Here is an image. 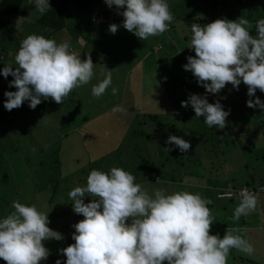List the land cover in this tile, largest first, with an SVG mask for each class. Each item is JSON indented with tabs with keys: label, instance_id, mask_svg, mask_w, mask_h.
Wrapping results in <instances>:
<instances>
[{
	"label": "clouds",
	"instance_id": "1",
	"mask_svg": "<svg viewBox=\"0 0 264 264\" xmlns=\"http://www.w3.org/2000/svg\"><path fill=\"white\" fill-rule=\"evenodd\" d=\"M27 2L41 16L51 9L49 0ZM105 3L109 8L115 6L123 16V27L142 41L165 33L175 19L168 0ZM119 27L110 24L109 31L115 34ZM252 28L243 15L236 20L217 18L203 25L192 23L188 48L195 55L187 57L183 68L191 71L206 94H219L227 84L238 90L243 82L250 97L247 106L264 111V101L258 96L251 99L257 90L264 92V19L255 22V35L250 33ZM14 61L2 69L5 78H14L9 87L16 88L4 93V107L9 111L25 101L31 109L49 98L62 104L73 90L88 85L95 75L90 55L81 59L69 40L58 42L41 34L26 36ZM101 75L103 79L91 88L97 99L112 85L111 71L102 68ZM111 93L117 95L118 88L112 87ZM189 105L209 127L225 128L231 110L226 111L220 100L209 103L206 95L193 93L181 101L182 107ZM112 112L123 113L125 109L115 106ZM165 143L178 147L182 153L191 148L190 141L172 134ZM86 196L92 198L88 203ZM68 197L74 213L83 219L73 225L75 242L59 250L66 257L64 264H228L232 249L249 257L256 251L241 235L244 229L238 226L228 227L223 237L210 234L216 221L209 208L213 201L201 193H167L162 188L149 193L130 171L121 167H112L108 172L91 170L86 185L72 188ZM259 203V193L244 188L239 193L233 222L254 212L264 219ZM12 208L0 219V259L6 264H40L47 260L50 250L43 242L64 239L61 232L48 226L49 212L17 200L12 202ZM55 264H61V260Z\"/></svg>",
	"mask_w": 264,
	"mask_h": 264
},
{
	"label": "rangeland",
	"instance_id": "2",
	"mask_svg": "<svg viewBox=\"0 0 264 264\" xmlns=\"http://www.w3.org/2000/svg\"><path fill=\"white\" fill-rule=\"evenodd\" d=\"M168 3L172 13L174 8H178L180 11H185L187 15L195 14V12L199 13L209 6L206 0H168ZM23 4L28 5L27 0H23ZM103 4H105V0ZM32 6L28 5L31 14L27 16V19L11 15L8 23H11V19L13 20L12 24L17 21L12 29V36L6 39L0 37L1 42L7 43L4 49L11 53L10 61L15 57L21 41L34 32L35 21L33 18L38 16L39 13L35 12L34 8L32 10ZM229 9L230 7L226 9L227 13L230 11ZM95 11L93 8L87 9L83 16L74 17L77 26L76 29L72 28L70 30V35L66 32L68 30L64 29L61 34L49 37L55 38L58 42L65 39L69 40L74 52H84L81 59L91 56L95 64V75L92 81L88 85L73 90L69 98L62 104H57L49 98L50 101L42 100L35 109L30 111L29 105H25L28 101H25L24 111L14 117V119L21 122L37 121V126H35L36 124L30 125L33 128L29 132L41 144V147H45L42 161L37 160L34 164L37 149L35 151L30 150L29 146L25 144H13L14 148L7 153L3 149L0 151L3 156L0 171L8 172V176H0V200H7L4 209L10 201L13 202L14 200L36 204L39 209H47L50 212L48 214L50 221L48 226L61 232L64 236V239L60 241L51 239L43 242L45 247L50 250V254L47 260L41 261L40 264H55L57 259L61 260V264L66 261V257L59 250L75 242L72 239V233L75 232L73 225L83 219L82 215L74 213L68 192L76 186L86 185L87 180L81 181V179H84L87 170H90L91 163L103 167L109 166V170L112 167H122L138 179L139 174L142 172L140 159L148 156L152 158L153 153L157 159L158 148L163 145L161 155H167L170 158L169 164L171 167L174 168V165L179 163L182 166V169L179 167L181 175L186 179H189L190 176L195 179L199 177L200 172H203V175L207 173L204 164L196 162L197 152L199 157L208 156L209 160L216 158L213 157L214 154L210 147L221 145L219 144V138L222 137L224 132L223 129L214 127L218 136L205 141L204 138H208L210 128L204 130V132L201 131L200 134L195 130L198 126L207 124L204 122L203 117L195 116L191 105L184 108L180 103L179 110L177 107L174 108L172 104L170 105V107H173L172 109L167 105L169 100H167L163 89L166 84H169V81H171V84H176L178 88L180 87L182 91L184 88L192 86L190 85L192 81L185 82L184 62L175 58V55H182L191 39V36L188 38L180 37L177 31L178 24L181 26L186 24L182 18L179 19L174 16L172 29L142 41L123 27H119L118 31L112 34L109 31L110 24H93L89 22L91 13ZM186 27L187 25L184 28L185 31H187ZM13 54L15 55L13 56ZM172 59L176 61L174 64H171ZM13 68H15V65H13ZM102 68L105 72H112V85L103 96L97 99L92 96L91 88L103 79L101 75ZM174 73H177L178 81L169 79L175 78ZM0 79L6 81L8 77L5 78L0 75ZM226 86H231V84ZM112 87L118 88V94L115 96L111 93ZM226 91L227 96L230 98L239 99L237 106L243 111H236V114L242 113L241 116L248 115L249 117L240 118V116H235L231 120H235L234 123H237L235 127L240 131H238L239 136L234 138L235 141L229 138L228 134L224 136L221 148L225 152L231 151L225 153L224 164L219 158V168H210L209 174L211 171H216L215 175L218 178L225 180L228 178L230 183L234 180L235 184L238 185L245 183L248 179L251 180V177L264 182V148L262 147L264 124L253 123L258 122L259 119L262 120L264 113L259 110L257 114L254 113L255 115L251 116V109L246 103L250 99L247 95V88L244 90L239 88L238 92L237 90H232L230 93L228 90ZM144 94L146 99H143ZM198 94L208 95L205 91H198ZM256 96L264 101V92L257 90L255 96L251 99H255ZM162 102L166 103L163 104ZM115 106L123 107L125 112L113 113L112 109ZM258 109L257 107L252 110ZM247 110L248 112H245ZM44 111H47V113L43 114ZM153 112L157 113V120L151 119L149 113ZM38 114H41L39 120L36 118ZM258 114L259 117H257ZM183 116L185 118H182ZM143 118H145L143 123H140ZM48 119L50 120L45 125L46 132L42 134L43 137L41 138L42 123ZM156 121H160L161 124L159 125ZM225 128L231 129L227 125ZM229 131L231 132L233 129ZM153 133L156 134L154 139L150 135ZM170 134L190 141L191 148L186 153H182L178 147L166 144L165 142ZM157 136L161 139L158 143ZM7 138L8 136L0 137L1 140ZM15 138L22 141L21 137ZM261 138L262 141H260ZM146 140L148 144L144 145L143 143ZM249 140H254L256 145L253 146V150L246 152L243 143L249 142ZM134 141L138 145L135 151L133 148ZM202 142H206V145L202 146L200 144ZM234 143L236 145L233 147ZM21 146L24 147L20 148ZM3 148L7 149L9 147L7 145ZM166 148L171 149V151ZM241 149L244 151H240ZM103 154L104 157H101ZM231 156L233 157L231 158ZM152 159L154 160V158ZM17 160H25L30 164L24 163L23 167L18 168V164H15ZM245 161L247 162V168L243 164L240 165ZM111 163L116 165H111ZM179 177V175H175L176 179H179ZM170 182V185H175L171 188L172 190L165 186L168 183L159 179L152 180V184L150 182L145 183L142 187L151 193L153 191H149V186L154 184L152 186L153 190L154 188H162L166 189V192L171 190L169 193L187 190L193 193L199 192L204 197L205 190L209 191L210 189L212 191L214 189L211 186L204 185L205 183H196V181L190 183L186 182L185 179L184 181ZM214 194L210 195L213 197ZM263 197L264 194L260 198ZM84 200L85 203H88L91 201V197L86 196ZM234 200L235 203L227 200L226 204L224 202L220 203L222 200H214V205L209 207L217 218V221L211 227L210 234H219L223 237L228 227L238 226L243 228L244 232L241 235L253 244L256 250L255 254L249 257L232 249L228 264H257L258 261L263 264L264 219L261 218L259 212H254L248 217H241L235 223L232 222L231 216L229 219L231 224L226 223V219L230 217V214L234 212L239 203L238 198ZM259 201L260 207L263 201ZM12 211L11 206L10 213ZM59 214L62 217L61 220L55 219ZM242 219H245V221H242ZM217 222H224L225 224H217ZM232 254L235 257L232 258Z\"/></svg>",
	"mask_w": 264,
	"mask_h": 264
},
{
	"label": "trees",
	"instance_id": "3",
	"mask_svg": "<svg viewBox=\"0 0 264 264\" xmlns=\"http://www.w3.org/2000/svg\"><path fill=\"white\" fill-rule=\"evenodd\" d=\"M206 1H207V5L209 4V6L199 13L195 12V14L185 16L182 13L177 14L178 13L177 11L175 12L176 13L175 15L178 16L179 19L182 18L184 23L186 22V24L183 26L178 24L179 26H178L177 31L180 34V37L188 38L189 36H191V24L192 23H199V24L203 25V24H207L209 22H212L217 18H227L229 20H236L238 17H240L242 15L246 19H248L250 21V23H252L253 28L250 30V33L252 35H255L256 34L255 22L258 19H264V0H206ZM103 2H104V0H50L51 9L49 11H47L44 15H42V16L40 15L35 20V25H34V29H33L34 32L32 34L41 33V35H44L46 38H49L50 36L61 34L63 32V30L65 29V30H68L66 32H68L70 35L71 34L70 30L72 28L76 29L75 27L77 26V22L75 21L74 17L83 16L84 13L86 12V10L91 9V8H93V10L94 9L96 10L95 12L91 13V15L89 17V22H91L93 24L95 22H93L91 20L92 15H95L98 12H102L104 15L111 16V17L119 16L115 6H113L112 8H109L107 6V4L106 3L103 4ZM229 7H230V9H229L230 11L227 13L226 9ZM121 11H122V9H121ZM28 14H29V7H28V5L23 4V0H0V35H1L0 37H3L4 39H6V38H9L12 36V29L14 27V24H16L17 21H15V23H13V24L8 23L9 17L11 15H14L17 17L18 15L27 16ZM186 25H187V27H186L187 31H185V29H184ZM121 27H123V26H121ZM170 29H172V23L169 25L168 30H170ZM65 40H67V39H65ZM6 44H7L6 42L4 43V42H1V40H0V75H2V69H3L4 65L11 60V57H10L11 53L10 52L8 53V51H6L4 49ZM188 49L189 48L187 46V49H185L183 51L182 55H179V56L175 55V58L183 61L184 64H186L187 63V57L189 55H192V56L195 55V52L193 49H191L190 53H187ZM14 55L15 54H13V56ZM12 61H13V59H12ZM175 62L176 61H174L172 59L171 64H174ZM172 72L173 71L171 70V73ZM184 76L186 79L185 82L192 81V83L190 84L192 86H190L186 89L184 88L185 90L183 89V91H182V90H180V87L178 88L176 86V84L175 85H174V83L171 84V81H169V84L165 83L166 85L164 86V89H163V91L165 92V95L167 97V100H169V101H167V103H168L167 105L170 107V105L172 104L173 107L174 108L177 107L178 110L180 108L179 104L181 103V101L183 99H187L190 94H193V93L198 94V91H205L204 87L197 83L196 78L193 76L191 71H186ZM174 77L175 78H169V79H175L176 81L179 80V77H177V73H174ZM180 77H182V76H180ZM2 84H5L7 86L9 83L7 81H0V85H2ZM239 88L244 90L245 88H247V86L244 85L243 82H241V84L239 85ZM226 90H227V88L225 86V88L222 89L219 94H208V95H206L209 103H214L216 100H220L221 104L223 105V107L226 111L229 109L231 110L229 116L227 117V123L226 124L228 125V124L234 123L235 120L234 121H231V120L235 116H240V118L241 117H244V118L249 117L248 115L247 116L246 115L241 116L242 113L236 114V111H238V112L243 111V110H240V107L237 106L239 99L238 98L232 99L229 96H227ZM232 90H236V89L231 88L230 90H228L229 93ZM1 92H2V90L0 89V93ZM237 92H238V90H237ZM143 99H146L145 94L143 95ZM5 100L6 99L0 100V120H3L7 115H12V113H13V111L9 112V110H7L4 107V101ZM162 103L165 104L166 102H162ZM239 105H241V104H239ZM163 106H165V105H163ZM173 107H170V108L172 109ZM24 108H25V105L23 103L21 107L15 108L16 113H17L18 109L22 110ZM250 109H251V111H250L251 116L257 114L259 112V110H261V109L252 110L253 108H250ZM143 111H146V110H143ZM245 112H248V110ZM262 112L264 113V111H262ZM149 114H150L151 119L157 120L158 116H157L156 112L149 113ZM257 117H259V114L257 115ZM182 118H185V116H183ZM144 119L145 118H143L140 123H143ZM236 119H237V117H236ZM156 122L159 123V125L161 124L160 121H156ZM253 123H259V124L263 125L264 124V118L262 120L259 119L258 122L255 121ZM208 128H210L209 136H208V138H206V137L204 138L205 141L206 140L207 141L212 140L213 138H216L218 136L216 130H214V127H209L208 125L203 124L200 127L198 126L195 129L200 134L201 131L204 132V130H206ZM262 132H263V137H264V130ZM254 134H256V133H254ZM150 135H151V138H153V139L156 136L155 133L150 134ZM237 136H239V135H237ZM235 137H230V138L233 141H235V139H234ZM157 138H158V136H157ZM221 138H219V140ZM160 141H161V139L158 138L157 143ZM260 141H262V138L260 139ZM262 142H263L262 147L264 148V141H262ZM136 143L137 142H135V141L133 143L134 151L138 147V145ZM146 143H147V140L143 144L145 145ZM200 144L202 146H205L206 142H202ZM235 145L236 144L234 143L233 147ZM243 145H244L245 151L249 152V151L253 150V146L256 145V142H254V140L253 141L249 140V142H244ZM213 146L210 148H212V152L214 154L213 157H216V158H211L209 160L208 156L207 157H199L198 152L196 155V162L199 164H204L205 168H207V173L203 175V172H200L199 177H197L195 179H193L192 176H190L191 181L193 180V182L196 181L197 183H205V184H207V186H211L214 188L213 190H215V191L213 193H215V194L213 197L210 195V194H213L212 193L213 190L210 191V189H209V191L208 190L206 191L205 190L206 188L204 189L205 190L204 191L205 197L207 196L208 199L213 201V203L210 204L209 207H212L214 205V200H216V201L222 200L220 203L224 202V204H226L228 202L227 200H229L232 203L233 202L235 203L234 199H236V198L239 199V194L237 192L241 188H244V187L247 189L251 188V189H254L256 192H259V189H261V187L264 185V182L262 180H256L254 177L250 176L251 180L248 179L245 183L238 185V184H235L234 180H232V182L230 183V180L228 181V178H226L227 180L218 178L215 175L216 171H211V173L209 174V170H211L210 168H213V169L219 168V166H218L219 161H220L219 158H221V160L223 162L224 157H225V153H229V151H231V150H229V151L225 152L223 149H220L217 145H215L214 147ZM162 148H163V145L160 148H158L159 152H158L157 159L153 153L152 158H154V160L156 162L150 156H148L149 153L147 155L148 157H143L140 159V163H141L140 168L142 169V172L139 174L138 179H136L137 183L144 185L145 183H149V182L151 183L152 180L155 181L156 179H159V180H164L166 183H168V185H165V186H167V187H169V189H171L175 185L174 184L170 185L171 182L169 183V181H177V180L184 181L185 178L181 175V170H180V168L182 169V166H180V164L178 163V164L174 165V168H172L171 165L169 164L170 158L167 155L166 156L163 154L161 155V153H163ZM240 151H244V150L241 149ZM101 157H104V154L101 155ZM232 157L233 156H231V158ZM2 160H3V156L0 154V169H2V166H1ZM223 164H224V162H223ZM242 164L244 165L245 168L248 167L246 161L244 163H241L240 165L242 166ZM111 165H116V164L111 163ZM108 167H103L99 164L97 165V164L91 163L89 168H90V170L96 169V170L108 172L109 171ZM90 170H87L84 179H81V181L87 180V177H88L89 173L91 172ZM2 175L5 177L8 176V172H6V171L1 172L0 171V176H2ZM175 175H179L180 176L179 179L178 178L176 179ZM184 176H185V174H184ZM152 186H154V184ZM152 186H149V191H151V190L153 191ZM226 190L233 191V194L230 196H222V197H218L216 195L218 191H226ZM169 192H167V193H169ZM263 194H264V191H261L259 193V200L263 201L261 203L262 207L260 208L262 210H264V197L263 198H260V197ZM5 201L7 202V200H0V219L4 218L11 211V206H12L11 202L12 201H10L8 203L7 207L4 209V207L7 204V203L5 204ZM21 203L26 204L22 200H21ZM28 204H29V202H28ZM60 216H61L60 214L57 215L55 219L61 220L62 217H60ZM231 216H233V213L230 214V217ZM216 221H217V218H216ZM242 221H245V219H242ZM261 229L263 230V228H261ZM232 255H233V257H235L234 254H232ZM257 264H261V263L258 261Z\"/></svg>",
	"mask_w": 264,
	"mask_h": 264
},
{
	"label": "crops",
	"instance_id": "4",
	"mask_svg": "<svg viewBox=\"0 0 264 264\" xmlns=\"http://www.w3.org/2000/svg\"><path fill=\"white\" fill-rule=\"evenodd\" d=\"M49 3H50V0H49ZM178 7V6H177ZM34 8V5L32 6V10ZM179 9L178 8H174L173 10V14L174 16H176L175 12L177 11L178 13L177 14H184L185 16H187L186 12L185 11H178ZM31 13H29L28 15L30 16ZM27 15V16H28ZM19 17H23V19H27V16H24V15H18ZM40 16V14L38 16H36L35 18H33V20L35 21L38 17ZM178 17V16H177ZM32 19V18H31ZM13 22V20L11 19V23ZM98 24H112V23H98ZM121 27V26H120ZM101 28V27H100ZM124 28V27H123ZM96 30V29H95ZM14 34V33H13ZM17 35V34H16ZM15 36V34H14ZM95 47V46H94ZM93 47V48H94ZM78 54H80V56L82 55V53H84L83 51H80V52H77ZM13 63H15L14 61V58H13ZM12 79H14L11 75L8 76V80H6L8 83L9 81H11ZM1 81V79H0ZM227 90H230L232 87L231 86H226ZM0 89L2 90V92L0 93V100H4V99H7V97L4 95L5 91H16V88L13 86V87H9V84L6 86L5 84H2L0 85ZM47 101H50V100H47ZM25 105H29L28 103L25 104ZM28 107V106H27ZM32 109H30L31 111ZM22 111H24L23 109L22 110H17V113H16V109L13 110V113L12 115H7L3 120H0V137H3V136H8L7 139H0V151L5 150L6 153L7 152H10L12 148H14V145L13 144H17V143H20V144H25L27 146H29L30 150L31 149H37V156H36V159L34 160V164L35 162H37V160H39L40 162L42 161V155H43V152L45 151V147H41L39 144L30 134L29 130L32 129L33 127L30 126L31 124H36L35 126H37V121L33 120L31 121L30 123H27V122H21L20 120H17V119H14V117L18 114V113H21ZM49 111V109H48ZM16 113V114H15ZM47 113V111H44L43 114ZM42 114V113H41ZM41 114L37 115L36 118L37 120H39L41 118ZM42 114V116H43ZM50 119H48L47 121L43 122L42 123V132L40 133V136L41 138L43 137L42 134L46 132V128H45V125L46 123L49 121ZM238 122V121H237ZM237 123H233V124H226L228 127H230L231 129L229 130H232L233 131H229L228 129L224 128V132H223V135H222V138L220 139L219 141V144H223V140H224V136L226 134H228L229 138L230 137H235L237 135H239V129L236 126ZM34 126V127H35ZM239 131V132H238ZM12 136H15V137H21L22 138V141L19 140V138H15V137H12ZM15 140V142L13 143V141ZM45 143V141H43ZM12 143V144H11ZM11 144V145H9ZM9 148L7 149H4L3 147L7 146ZM45 145V144H44ZM221 145H217L220 149H223L221 148ZM17 146V145H16ZM24 146H21L20 148H23ZM28 152H30L29 150H27ZM24 163H27V164H30V162H27L25 160H17L15 162V164H18V168L20 166L23 167ZM187 173V172H185ZM186 182H190V183H195V181L193 182V180L191 181V179L189 178H185ZM197 183V182H196ZM193 185V184H192ZM207 185V184H205ZM213 193V192H212ZM207 198V196H206ZM28 204V202H26ZM29 205H30V202H29ZM262 207V205L260 206V208ZM44 212H48L47 209H40ZM231 217H228L226 219V223L228 224H231V222L229 221ZM233 222V221H232ZM217 224H225L224 222L223 223H218ZM53 252V251H51ZM54 253V252H53ZM54 254H57V253H54ZM231 257L233 258V255H231ZM264 262V261H263Z\"/></svg>",
	"mask_w": 264,
	"mask_h": 264
},
{
	"label": "built area",
	"instance_id": "5",
	"mask_svg": "<svg viewBox=\"0 0 264 264\" xmlns=\"http://www.w3.org/2000/svg\"><path fill=\"white\" fill-rule=\"evenodd\" d=\"M91 20L95 23H115L117 25L123 26L122 22H123V16L119 15L117 17H111V16H106L104 15L102 12H98L95 15H92ZM191 49L189 48L187 53H190ZM245 188V187H244ZM244 188H241L237 193L239 194ZM264 188V185L261 187ZM249 190L251 191H255L254 189L249 188ZM261 191H259L258 193H260ZM233 194V191L231 190H226V191H218L217 192V196L218 197H222V196H230Z\"/></svg>",
	"mask_w": 264,
	"mask_h": 264
},
{
	"label": "water",
	"instance_id": "6",
	"mask_svg": "<svg viewBox=\"0 0 264 264\" xmlns=\"http://www.w3.org/2000/svg\"><path fill=\"white\" fill-rule=\"evenodd\" d=\"M0 264H6V263H5L4 261H1V260H0Z\"/></svg>",
	"mask_w": 264,
	"mask_h": 264
}]
</instances>
